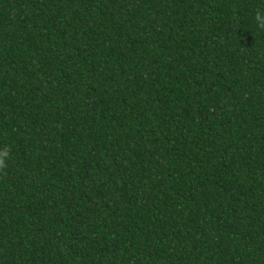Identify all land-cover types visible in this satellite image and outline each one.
Returning <instances> with one entry per match:
<instances>
[{"label": "trees", "instance_id": "16d2710c", "mask_svg": "<svg viewBox=\"0 0 264 264\" xmlns=\"http://www.w3.org/2000/svg\"><path fill=\"white\" fill-rule=\"evenodd\" d=\"M264 0H0V264H264Z\"/></svg>", "mask_w": 264, "mask_h": 264}, {"label": "clouds", "instance_id": "9594fccd", "mask_svg": "<svg viewBox=\"0 0 264 264\" xmlns=\"http://www.w3.org/2000/svg\"><path fill=\"white\" fill-rule=\"evenodd\" d=\"M256 26L259 30H264V12H258L255 16ZM10 160V150H0V170L8 167V161Z\"/></svg>", "mask_w": 264, "mask_h": 264}]
</instances>
